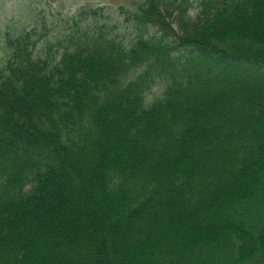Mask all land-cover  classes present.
Wrapping results in <instances>:
<instances>
[{"label": "trees", "instance_id": "obj_1", "mask_svg": "<svg viewBox=\"0 0 264 264\" xmlns=\"http://www.w3.org/2000/svg\"><path fill=\"white\" fill-rule=\"evenodd\" d=\"M108 7L0 32V264H264V0Z\"/></svg>", "mask_w": 264, "mask_h": 264}, {"label": "rangeland", "instance_id": "obj_2", "mask_svg": "<svg viewBox=\"0 0 264 264\" xmlns=\"http://www.w3.org/2000/svg\"><path fill=\"white\" fill-rule=\"evenodd\" d=\"M131 0H0V32L5 30L18 31L24 27L40 26L47 24L50 27L61 25L68 15L76 12L83 5H106L110 10L117 4H128ZM118 12V11H116ZM196 9L190 14L194 16ZM42 16L43 21L37 17ZM36 16V19L33 18ZM174 21V20H173ZM59 22V23H58ZM58 23V24H57ZM176 28L175 21L172 23ZM120 29L124 32V24L120 23Z\"/></svg>", "mask_w": 264, "mask_h": 264}]
</instances>
